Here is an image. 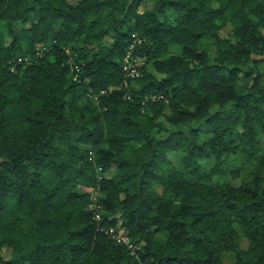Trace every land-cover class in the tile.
Segmentation results:
<instances>
[{
  "label": "trees",
  "instance_id": "trees-1",
  "mask_svg": "<svg viewBox=\"0 0 264 264\" xmlns=\"http://www.w3.org/2000/svg\"><path fill=\"white\" fill-rule=\"evenodd\" d=\"M140 262L264 264V0H0V264Z\"/></svg>",
  "mask_w": 264,
  "mask_h": 264
},
{
  "label": "built area",
  "instance_id": "built-area-1",
  "mask_svg": "<svg viewBox=\"0 0 264 264\" xmlns=\"http://www.w3.org/2000/svg\"><path fill=\"white\" fill-rule=\"evenodd\" d=\"M142 39L136 34H131V40L128 43L124 56H123V63H122V76L123 81L120 85L115 87L116 89H128L129 88V80L136 79L141 76V68L144 65V57L141 56L136 52V47L141 44ZM45 47L39 45L37 47L36 54L40 55L44 51ZM28 62L27 57H19L16 59L15 62L12 63L11 69L14 68V64H21ZM67 63L70 66L71 71L74 73L73 80L77 81L78 78V72H79V66L75 62V60L69 56L67 59ZM114 88H109V90H112ZM105 91H101V94H103ZM130 96L127 94L126 98H129ZM151 99H155L156 97L152 95L150 97ZM89 160H93V151H88ZM97 175V184L95 190L90 194L89 197V204H88V210L92 214V219L96 222H99L102 219V205L99 203V194L98 190L100 188L99 182L104 177L103 172L101 171V167H97L96 169ZM105 234H107L115 243L125 245L128 249L131 255L136 256V250L139 249L138 246H134L131 243L130 238L126 235L124 231H117L115 228H102L100 229ZM139 264H145L143 262H140Z\"/></svg>",
  "mask_w": 264,
  "mask_h": 264
},
{
  "label": "rangeland",
  "instance_id": "rangeland-1",
  "mask_svg": "<svg viewBox=\"0 0 264 264\" xmlns=\"http://www.w3.org/2000/svg\"><path fill=\"white\" fill-rule=\"evenodd\" d=\"M227 32H228V30L226 29V30H224L222 32V34L223 35H226ZM241 245L244 247L246 245V241L245 240H241ZM134 246H136V245H134ZM3 255H4L5 258H7L8 255H9V250L8 249H4L3 250Z\"/></svg>",
  "mask_w": 264,
  "mask_h": 264
}]
</instances>
